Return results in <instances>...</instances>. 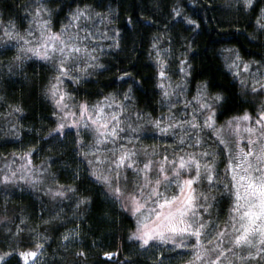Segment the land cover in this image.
<instances>
[{"label":"snow or ice","instance_id":"obj_1","mask_svg":"<svg viewBox=\"0 0 264 264\" xmlns=\"http://www.w3.org/2000/svg\"><path fill=\"white\" fill-rule=\"evenodd\" d=\"M257 2L258 0H237L244 9L255 8ZM31 3L37 6H22L25 17L28 18V28L24 29V35L10 21L0 33V48L9 51L12 47L16 48V55L13 57L17 62L16 67L25 60L33 59L53 64L56 75L51 78L44 94L56 109L52 116L57 123L47 134L48 138L67 137L69 134L73 136L72 151L87 164L93 182L105 187L106 195L120 201L121 208L135 218V231L129 238L138 242L141 247H149L155 241L171 242V246L175 248L190 246L193 259L187 264H225L227 256L236 258V249L240 248L249 250L245 256L238 257L239 260L251 264L256 259L259 264H264V143H261L264 140V102L260 104L254 121L252 115L244 111L243 114L230 116L218 124L217 118L222 114L226 98L222 92L209 95L207 83L204 82L197 87L196 94L184 102L185 108L196 104L191 116L184 120L176 119L171 112L176 109L171 97L175 96L177 103L181 102L180 98L184 95L187 77L190 75V66L187 65L186 58L180 61L178 71L181 73V81L173 84L169 76L168 60L163 58L170 55V50L161 48L160 38L154 37L151 48L156 52V87L160 90L161 106L167 105L170 112L168 115L161 113L152 117L151 114L140 111L137 120H143L142 125H125L121 116L126 112L129 101L134 99L133 85H129L123 92L122 100L116 98L118 93H108L94 103H89L88 100L74 102V93L65 87L66 81L68 84L80 85L90 74V68L103 67L97 63L98 57L94 55L97 49L89 47L88 41L106 38L108 29L101 32L88 22L97 19L103 22L106 17L101 12L92 14L88 5L76 7L70 9L66 16L69 23L61 24L60 29L54 31L51 17L55 10L47 6V0H31ZM98 3L102 5L103 0H98ZM58 7L62 10L63 4ZM45 15L48 19L44 18ZM261 21H264V8L260 9L256 21L258 28L264 31V23ZM189 23L196 24L195 21ZM81 31L84 32L83 36ZM117 34L111 37L113 45L110 46L119 47ZM222 52L228 53L224 57L225 66L235 69L237 76L240 75V63L243 64L245 72L250 71L252 64L259 65L255 73L259 79L253 78L250 88L247 80L242 79L240 83L241 88L249 90L253 96L264 92V83H261L264 80V72L261 71L264 61H243L239 51L235 49H223ZM122 76L132 77V74L122 73ZM132 79L134 84L139 83L135 77ZM21 111L19 107L13 108L14 113ZM199 116L203 119H198ZM253 123L255 127L251 126ZM12 128L17 129V125L13 123ZM177 128L183 132L178 138L175 131ZM89 133L94 137L92 142L84 138ZM226 133L233 139H226ZM242 133H247V137ZM15 134L19 135V132ZM156 134L162 140L174 139L176 148L183 151L173 153L170 158L167 152L169 146L165 145L163 153H153L158 159H144L141 166L136 146L128 145L133 140L140 143L141 137L156 138ZM205 134L215 138L216 148H212L210 141L204 139ZM40 139L43 140L44 137ZM241 141L248 145L247 150L241 145ZM63 142L61 139L60 143ZM109 143L112 144L110 149L107 148ZM42 148L43 145H33L24 151L20 159L25 160L26 164L18 166L20 174L12 171L9 166L0 175V184H17L22 181L33 189L43 184L47 173L43 163L39 168L28 167L32 165V157L41 152ZM104 149L111 155L102 158L99 153ZM89 156L93 159H88ZM47 159L51 160L52 157ZM223 160L227 161L223 174L230 180V185L220 179L219 164ZM101 165H106V169L101 168ZM123 170L135 173L132 191L127 196L119 185ZM124 180L126 189L128 177L124 176ZM204 184L209 190L223 188L228 190L229 195H234L229 220L223 227L216 223L218 217L212 216V210L218 203L216 196L199 190V186ZM173 188L176 191L169 195ZM76 191L74 186L60 184L44 189L46 195L61 202L69 200ZM89 201L87 196L76 197L75 208L79 209ZM61 214L58 213L56 218L59 219ZM205 216L208 217L207 220L204 219ZM225 236L229 237L227 242ZM72 238H79L75 229L63 237L65 240ZM192 238L195 244L192 243ZM41 248L42 245H38L36 251L20 252L24 264H36L33 258ZM163 255L165 253H161ZM160 264H163V260Z\"/></svg>","mask_w":264,"mask_h":264},{"label":"trees","instance_id":"obj_2","mask_svg":"<svg viewBox=\"0 0 264 264\" xmlns=\"http://www.w3.org/2000/svg\"><path fill=\"white\" fill-rule=\"evenodd\" d=\"M61 4L62 10L58 7ZM29 5L37 6L31 0H0V33L11 21L24 35L28 18L22 6ZM85 5L90 6L92 14L101 12L108 18L114 34L118 33L119 47L110 46L111 40L109 48L100 52L97 60L103 67L90 68V74L80 85L66 81L65 87L79 101L94 103L108 93L122 92L125 85L127 88L133 85L134 99L126 112L128 120L137 119L140 111L157 115L161 97L156 87V52L151 44L154 37H159V46L170 50V55L163 57L168 60L170 70L179 69L180 61L186 58L192 88L206 82L209 94H224L226 99L218 123L244 111L255 116L264 102V92L253 96L241 88V78L225 66L227 53L222 52L235 49L243 61H264V31L256 24L264 0H258L255 8L246 9L237 0H103L102 5L98 0H47V6L55 10L51 17L53 30L58 31L61 24L69 23L66 16L70 9ZM45 19H48L46 15ZM15 55V47L10 51L0 48V158H13V153L18 155L30 146L43 145L41 152L32 157V165L39 168L43 163L47 173L44 183L35 189L24 183L0 184V253L8 255L2 264H24L19 253L36 250L38 245L56 256L47 264H130L132 261L146 264L147 259L138 255L137 242L129 238L135 231V218L121 208L120 201L106 195L105 187L93 182L87 164L72 151L73 136L48 138L47 134L57 123L52 116L55 108L44 94L56 75L53 64L33 59L16 67ZM122 73H131L139 83L134 84L132 77ZM14 107L22 111L14 113ZM13 123L17 129L12 128ZM17 131L19 135L15 134ZM146 145L142 146L143 156ZM79 162L85 171L84 168L71 171ZM221 163L219 167H224V162ZM123 173L132 188L130 171ZM57 184L74 186L77 191L63 202L44 193V189ZM207 190L218 201L212 216L218 217L219 226L224 225L233 195L223 188ZM81 196L89 197L90 201L76 209V197ZM58 213H62L59 219ZM69 228L79 230L80 240L68 246L60 245L61 235ZM81 252L83 255H78ZM240 256L244 255L236 253V257ZM251 264L259 262L254 259Z\"/></svg>","mask_w":264,"mask_h":264},{"label":"rangeland","instance_id":"obj_3","mask_svg":"<svg viewBox=\"0 0 264 264\" xmlns=\"http://www.w3.org/2000/svg\"><path fill=\"white\" fill-rule=\"evenodd\" d=\"M44 18H45V16H44ZM107 19L103 20L104 23H102L100 19L88 22L89 25L94 24L95 28L100 29L101 32H103L105 28L108 29L106 38L97 39L95 41H88V46L89 47L97 49V51L94 53V55H96L98 57V59H99L100 52H103L107 48H109L107 46L110 44V42L112 40L111 37L114 34V30H113V28L111 26V23ZM67 24L68 23L65 22V25H67ZM80 34H81V36H83L84 32L81 31ZM27 38L28 37H26V39ZM226 55H228V53ZM223 57H224V55H223ZM228 62H230V61H228ZM81 67H83V63L81 65ZM258 67H260V66L256 65V64H252L251 68H250V71L245 72L244 69H243V64L240 63V65H239L240 75L238 77L241 78V80L242 79L247 80L249 88L252 86V79L253 78L259 79V77L255 76V73H256V70H257ZM228 69L235 74V71H236L235 69H231V68H228ZM261 71L264 72V68H261ZM169 76L171 77V80H172L173 84L180 83V81H181V73L178 71V69H173V71L169 69ZM261 83H264V80H262ZM65 84H66V82H65ZM199 85H201V84H198L194 88H192L190 86V84H189L188 77H187V84H186V87L184 88V95H183V97L180 98L181 102L177 103V97H175V96L171 97L172 103L176 104V109H179V111H177L176 109H172L171 110L172 114L175 115L176 119L184 120V119H187L189 116H191V114L193 112V109L196 107V104L193 103L191 105H188L187 108H185L184 107V102L187 101V100H190L191 97L196 94V90H197V87ZM127 89H128L127 85H125L124 88L122 89V92H116V93H118L116 98L118 100H122V94ZM67 90L70 91L69 88H67ZM207 92L209 94L208 89H207ZM209 95H211V94H209ZM74 102H79V100L76 99V101H74ZM130 105H131V101H129V103L127 105V110L129 109ZM127 110H126V112H127ZM55 111H56V109H55ZM108 111H110V110H108ZM126 112L121 116V119L125 122V125L126 124H130V122L133 123L132 124L133 127H136L137 124H141V125L143 124V120H139V121L137 119L128 120ZM169 112H170L169 107L167 105L161 106V103L159 101L157 115L151 114V116L152 117H156V116H159L161 113H164L165 115H168ZM147 114H150V113H147ZM256 114H257V112H256ZM204 115H207V113H205ZM252 117H253V121H254L255 118H256V115L252 116ZM147 118L148 117H145V119H147ZM198 119L202 120L203 117L199 116ZM218 124H220V123H218ZM122 126H124V125H122ZM243 126L244 125L242 124V127ZM251 126L255 127L254 123ZM175 131H176V137L177 138L179 136L183 135V132L179 128H177ZM169 135H171V134H169ZM242 135L247 137V133H242ZM84 138L88 142H92L93 139H94V137H93V135L91 133H89ZM148 138H150V139L148 141H146V142L143 141L144 138L141 137L140 143L137 144L135 140H133L132 143H131V144H134L136 146V148H137V151L139 153V159L141 160V166H142V163L144 161L142 157H144V159H153V160L158 159L159 157L157 155H153V153H157V154L163 153L165 151V145L169 146L167 148V152L169 153L170 158H171V155L173 153H175L177 151H183V150H180V149L176 148V141L174 139L162 140V139L159 138V134H156V138H153L151 136H149ZM225 138L229 139V140L233 139V137L228 135L227 133L225 134ZM204 139L210 141V144H211L212 148H216L217 147L214 137H210L207 134H205L204 135ZM121 142H123V141H121ZM261 143H264V140H262ZM131 144H129L128 146L130 147ZM145 144H147L146 145L147 147L145 148L146 150L144 149L145 150V154L143 156L141 152H142V146L145 145ZM241 145L247 150L248 145L244 141H241ZM111 147H112V144L109 143L107 145V148L110 149ZM84 150L87 151V149H84ZM184 150H186V151H195V149H184ZM99 154L101 155L102 158L104 156H110L111 155V153H109L107 151V149H104ZM21 155H22V153L13 156V158H7V159L0 158V167L3 170L2 174H4V172L8 170L9 166H11V170L12 171H16L17 174L19 175L21 170L18 169V166L26 164L25 160L20 159ZM88 159H93V157L89 156ZM222 162H224V164L226 166L227 161L223 160ZM101 166H102L101 168H104V169H106V167H107L106 165H101ZM225 166L224 167L223 166L220 167V169H221V177H220V179L223 181V183L230 185V183H231L230 180L228 178H226L224 176V174H223V169L225 168ZM28 167L37 168L36 166H33V165H29ZM76 167L77 168L75 170L72 169L71 171H73V172H75V171L77 172L78 171L79 172V170H82V168H84V171H85V166L82 163H80V162H79V164ZM130 173L131 174L129 176H130L131 180L134 183L135 182V173H133L132 171H130ZM124 176H125V173H123L121 175V179L119 181V185H120L121 189L124 190V195L127 196L132 191V188L129 185H127V187L125 189V183L126 182L124 180ZM153 178H155V176H153ZM19 183L22 184L24 182L21 181V182H18V184ZM10 185H12V184L10 183ZM20 189H22V188H20ZM199 190L202 191V192L208 193L210 195V193L207 190V185L206 184L199 186ZM175 191H176L175 188L171 189L170 192H169V195L173 194ZM224 196H225V194H224ZM233 198H234V195H233ZM112 202L114 204V201H112ZM232 207H233V204L230 205L228 209L231 210ZM229 214H230V212L228 213V220H229ZM207 219H208V217L206 216L205 220H207ZM218 222H216V223H218ZM223 226L224 225H221L219 227H223ZM73 229H75L77 231L79 238L78 239L77 238H72V239H69V240L63 239V237L68 232H70ZM80 235L81 234H80V232H79V230L77 228H69V230H67L66 232H64L61 235L59 243H60V245L68 246L69 244H73L74 242H77L78 240H80V238H81ZM228 239H229V237L225 236V242H227ZM180 242L181 241H177V243H180ZM192 243L195 244L194 238H192ZM36 250H31V251H36ZM136 250L139 251V254H138L139 256H142L145 259H147L146 264H160L161 260H163V264H187V262L189 260L193 259V252H192L190 246L189 247H185L184 249H177V248L171 246V242L162 243L160 241H155L149 247H141V245L137 242ZM179 250H182V251H179ZM248 250L249 249H247V248H240V249H236V253H241V254H243L245 256L247 254ZM252 250L254 251L255 249H252ZM161 253H165V255L161 256ZM7 256L8 255L0 253V257H3V259H0V264H2L4 262V260L7 258ZM55 257L56 256H54V253H52L51 251L46 250V247L42 246V248L37 253V256L34 257L33 259L36 260V264H47L51 260H53ZM22 260H23V258H22ZM239 261H241V260H239L238 257L234 258L232 255H228L227 256V261L225 262V264H228V262H231V264H244L245 263L244 261H242L241 263ZM132 262L130 264H133ZM23 263H24V261H23Z\"/></svg>","mask_w":264,"mask_h":264}]
</instances>
